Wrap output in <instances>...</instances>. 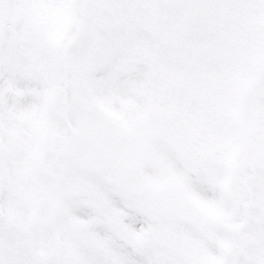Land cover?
<instances>
[{
  "label": "snow or ice",
  "instance_id": "1",
  "mask_svg": "<svg viewBox=\"0 0 264 264\" xmlns=\"http://www.w3.org/2000/svg\"><path fill=\"white\" fill-rule=\"evenodd\" d=\"M0 264H264V0H0Z\"/></svg>",
  "mask_w": 264,
  "mask_h": 264
}]
</instances>
